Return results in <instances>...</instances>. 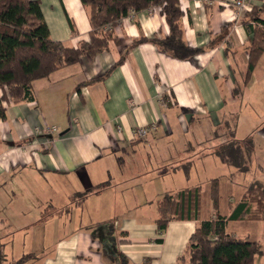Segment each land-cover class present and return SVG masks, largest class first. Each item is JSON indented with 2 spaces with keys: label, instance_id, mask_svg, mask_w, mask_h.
Returning <instances> with one entry per match:
<instances>
[{
  "label": "crops",
  "instance_id": "crops-1",
  "mask_svg": "<svg viewBox=\"0 0 264 264\" xmlns=\"http://www.w3.org/2000/svg\"><path fill=\"white\" fill-rule=\"evenodd\" d=\"M208 1L179 0L187 44L204 49L192 60L144 44L99 79L131 40L167 35L160 10L150 8L113 28L120 47L35 81L30 101L3 104L0 264H177L196 222L171 221L159 233V200L230 168L214 152L227 140L222 125L238 120L241 105L264 117V55L242 86V21L253 8L264 21V0H248L237 16L233 0ZM40 9L52 41L69 48L89 42L79 0H41ZM139 127L149 128L147 136L136 135ZM251 134L249 172L264 178V126Z\"/></svg>",
  "mask_w": 264,
  "mask_h": 264
},
{
  "label": "trees",
  "instance_id": "trees-1",
  "mask_svg": "<svg viewBox=\"0 0 264 264\" xmlns=\"http://www.w3.org/2000/svg\"><path fill=\"white\" fill-rule=\"evenodd\" d=\"M79 1L88 17L90 39L77 48H69L50 39L40 9L41 0H0V120L6 116L4 103L18 104L33 99L35 81L78 63L82 57L105 52L110 44L120 47L121 41L114 37L113 28L130 11L140 13L159 8L168 33L131 40L122 47L113 67L99 79L108 76L124 62L131 49L140 45H152L159 53L178 61L192 60L204 51L191 48L185 40L179 0ZM259 14L258 9L253 8L242 21L248 36L243 87L251 82L264 55V21L259 19ZM71 29L74 31L73 26ZM218 40H212L208 48ZM237 94L236 90L234 95ZM233 121L224 124L227 140L214 155L236 174L164 194L158 202L155 224L159 233L164 232L171 221L196 222L177 264H257V256H262L264 264V182L253 179L249 185L241 186L235 180L237 175L249 172L254 144L252 134L243 140L234 138L236 123ZM105 186H99V191Z\"/></svg>",
  "mask_w": 264,
  "mask_h": 264
},
{
  "label": "rangeland",
  "instance_id": "rangeland-1",
  "mask_svg": "<svg viewBox=\"0 0 264 264\" xmlns=\"http://www.w3.org/2000/svg\"><path fill=\"white\" fill-rule=\"evenodd\" d=\"M262 71L264 72V68L260 69L258 72H262ZM255 78H259V73L255 74ZM254 106L251 105L250 107H246L245 104L241 105V114L239 113L240 116H239L238 120L236 117L234 118L235 119L234 121H233V119L229 120L231 122L233 121V123H236V126H237V127L235 126L236 130L234 129V136H235L234 138L236 140H242V139L246 138L247 135L249 133H251L252 131H256L257 129L262 128L264 126V117L263 118L261 117L262 111L258 110V108L256 109V106L255 107ZM257 114L259 115V119L256 118ZM252 117L254 119H251ZM232 125L233 124H230V128H232ZM221 130H225L224 125H222ZM139 155H141V154H139ZM133 159L137 161V159H135V157L134 158L132 157L130 159L126 158L125 160H127L128 164H129V162L133 161ZM128 164L126 163V169L128 167ZM224 168L226 170V174L224 173ZM224 168L221 169V171L218 175L212 176V177L229 178L230 177L229 176L230 171L233 172L234 169H232V168L228 169L226 167H224ZM253 179L264 182V178L261 176H258L257 171L254 168L252 171L247 172L244 175H240V176L238 175L235 178V180L237 182H240V183L243 182L246 185H249ZM256 263L257 264H263L262 256L256 257Z\"/></svg>",
  "mask_w": 264,
  "mask_h": 264
},
{
  "label": "built area",
  "instance_id": "built-area-1",
  "mask_svg": "<svg viewBox=\"0 0 264 264\" xmlns=\"http://www.w3.org/2000/svg\"><path fill=\"white\" fill-rule=\"evenodd\" d=\"M192 1L199 2L200 0H192ZM202 1L209 3L208 0H202ZM247 2H248V0H233L231 3V6L233 8L232 14L234 16H237L242 10H246L247 9ZM134 15H135V13L133 11H130L127 18L131 19ZM51 129H52V131H55V128H51ZM148 132H149V128L139 127L136 130V135L140 138H143V137L147 136Z\"/></svg>",
  "mask_w": 264,
  "mask_h": 264
}]
</instances>
